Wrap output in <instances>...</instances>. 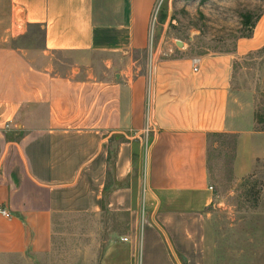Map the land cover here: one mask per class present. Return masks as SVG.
I'll list each match as a JSON object with an SVG mask.
<instances>
[{"label":"crops","instance_id":"0c3cea01","mask_svg":"<svg viewBox=\"0 0 264 264\" xmlns=\"http://www.w3.org/2000/svg\"><path fill=\"white\" fill-rule=\"evenodd\" d=\"M161 1L0 0V207L13 214H0V264H34L56 215L106 202L129 215L128 231L98 264H264L261 238L216 235L207 139L236 135V179L264 159V132L231 87L234 59L264 41V17L234 52L153 51ZM15 22L43 28V53L90 55L86 69L62 77L32 62L12 45ZM224 242L253 250L225 253Z\"/></svg>","mask_w":264,"mask_h":264},{"label":"rangeland","instance_id":"374dc122","mask_svg":"<svg viewBox=\"0 0 264 264\" xmlns=\"http://www.w3.org/2000/svg\"><path fill=\"white\" fill-rule=\"evenodd\" d=\"M261 17H264V0H162L151 23V50L155 51L158 44H171L179 49L178 54L182 51L193 56L234 52L238 39L244 37L251 26L254 28L250 37H254ZM9 31L14 37L13 46L21 47L32 62L41 66L51 62L56 76H75L79 67H87L83 63L89 59L88 54L43 53L44 30L40 25L27 27L15 22ZM175 40L182 41L183 46L175 45ZM231 87L239 99L240 111L246 113L251 107L254 129L264 132V41L234 59ZM256 140L264 147V137ZM233 156L232 136L209 139L208 166L214 199L208 211L216 218L218 237L261 238L258 249L263 254L264 159L256 161L251 174L236 179ZM106 204L99 212L56 215L51 248L37 256L33 263L98 264L108 242L128 231L129 215L121 210H110ZM219 247L220 251L231 254H235L236 249H244L246 253L253 250V245L249 244L224 242Z\"/></svg>","mask_w":264,"mask_h":264},{"label":"trees","instance_id":"16d2710c","mask_svg":"<svg viewBox=\"0 0 264 264\" xmlns=\"http://www.w3.org/2000/svg\"><path fill=\"white\" fill-rule=\"evenodd\" d=\"M254 28V26H251V30ZM251 30L248 31V33H246V35L244 37H250L251 36ZM222 136H232L234 138V156L232 157L233 158V161H234V157H235V148H236V141H237V137L235 134H229V133H218V132H213V133H209L208 136H207V139L209 141L210 138H215V137H222ZM208 161H209V158H208ZM233 161H232V164H233ZM232 170V169H231Z\"/></svg>","mask_w":264,"mask_h":264},{"label":"built area","instance_id":"2783aa9c","mask_svg":"<svg viewBox=\"0 0 264 264\" xmlns=\"http://www.w3.org/2000/svg\"><path fill=\"white\" fill-rule=\"evenodd\" d=\"M210 188H212V187H210ZM0 214L1 215H3V216H5V217H11L13 214L11 213V212H9L7 209H5V208H2V207H0ZM123 240L124 241H127L128 239L127 238H123Z\"/></svg>","mask_w":264,"mask_h":264},{"label":"water","instance_id":"95a60500","mask_svg":"<svg viewBox=\"0 0 264 264\" xmlns=\"http://www.w3.org/2000/svg\"><path fill=\"white\" fill-rule=\"evenodd\" d=\"M19 12H20V10L18 11V14L21 15V13H19ZM183 44H184V43H183L182 41H180V40H177V41H176V45H177L178 47H182Z\"/></svg>","mask_w":264,"mask_h":264},{"label":"bare ground","instance_id":"6f19581e","mask_svg":"<svg viewBox=\"0 0 264 264\" xmlns=\"http://www.w3.org/2000/svg\"><path fill=\"white\" fill-rule=\"evenodd\" d=\"M19 26H20V24H19ZM257 36H258V37H259V36L262 37V32H261L260 30L257 32Z\"/></svg>","mask_w":264,"mask_h":264}]
</instances>
